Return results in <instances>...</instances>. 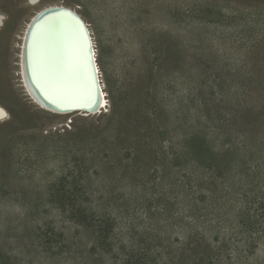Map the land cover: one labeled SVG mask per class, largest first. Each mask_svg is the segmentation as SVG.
I'll return each instance as SVG.
<instances>
[{
    "label": "rangeland",
    "instance_id": "rangeland-1",
    "mask_svg": "<svg viewBox=\"0 0 264 264\" xmlns=\"http://www.w3.org/2000/svg\"><path fill=\"white\" fill-rule=\"evenodd\" d=\"M59 2L89 25L98 115L51 114L21 82L25 25ZM0 15V264H264V0Z\"/></svg>",
    "mask_w": 264,
    "mask_h": 264
},
{
    "label": "bare ground",
    "instance_id": "bare-ground-1",
    "mask_svg": "<svg viewBox=\"0 0 264 264\" xmlns=\"http://www.w3.org/2000/svg\"><path fill=\"white\" fill-rule=\"evenodd\" d=\"M77 36L82 54L76 48ZM97 60L89 25L71 5H42L25 25L18 62L21 82L32 103L44 111L59 116H94L105 112L107 97ZM0 110L6 113L2 106Z\"/></svg>",
    "mask_w": 264,
    "mask_h": 264
},
{
    "label": "water",
    "instance_id": "water-1",
    "mask_svg": "<svg viewBox=\"0 0 264 264\" xmlns=\"http://www.w3.org/2000/svg\"><path fill=\"white\" fill-rule=\"evenodd\" d=\"M76 40H77V50H78V52L80 53V54H82V50H81V48H80V46H81V44H80V42H79V38H78V36H77V38H76ZM32 47H33V45H31L30 46V48H29V55H28V69L29 70H31V65H30V62H31V56H32ZM32 73V72H31ZM29 74H30V71H29Z\"/></svg>",
    "mask_w": 264,
    "mask_h": 264
},
{
    "label": "snow or ice",
    "instance_id": "snow-or-ice-1",
    "mask_svg": "<svg viewBox=\"0 0 264 264\" xmlns=\"http://www.w3.org/2000/svg\"><path fill=\"white\" fill-rule=\"evenodd\" d=\"M69 15H71V14H69ZM0 112H2V110H0ZM0 118H3L2 116H0Z\"/></svg>",
    "mask_w": 264,
    "mask_h": 264
}]
</instances>
